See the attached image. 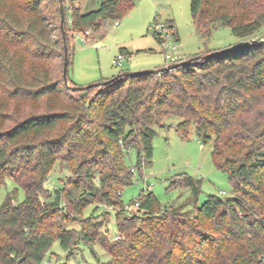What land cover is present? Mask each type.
Here are the masks:
<instances>
[{"label":"trees","instance_id":"1","mask_svg":"<svg viewBox=\"0 0 264 264\" xmlns=\"http://www.w3.org/2000/svg\"><path fill=\"white\" fill-rule=\"evenodd\" d=\"M77 1L63 0L70 58L74 32L121 19L135 4L103 0L83 12ZM190 12L203 38L225 25L242 47L77 88L63 78L58 0H0V185H16L0 204V264H41L56 239L69 253L98 243L109 254L100 264H264V0H190ZM167 116L179 119L181 138L194 128L211 142L229 194L197 205L201 180L180 173L170 187L187 188L186 202L161 205L143 190L123 205L122 189L151 157ZM129 150L133 166L124 162ZM56 163L70 174L48 187ZM18 188L25 196L14 203ZM110 211L118 238L103 229Z\"/></svg>","mask_w":264,"mask_h":264},{"label":"rangeland","instance_id":"2","mask_svg":"<svg viewBox=\"0 0 264 264\" xmlns=\"http://www.w3.org/2000/svg\"><path fill=\"white\" fill-rule=\"evenodd\" d=\"M82 3L83 12L97 8L95 0H78ZM134 6L118 20L106 22L98 29H91V35L82 41L81 32H74L70 41L72 55L68 65V76L76 84L86 86L111 78L120 71H142L158 69L166 64L162 42L176 45L180 57L189 58L205 52H213L226 47L240 45L241 39L234 35L225 25L213 28L207 39L195 30L190 12V0H134ZM79 6V5H78ZM56 7L55 3L51 5ZM89 7V8H88ZM87 9V10H86ZM70 17V11H67ZM172 19L177 32V39L170 35L171 29L166 20ZM115 21L118 23L115 24ZM158 22L164 23L169 29L161 41L154 36V26ZM89 29V28H88ZM121 47L125 55L121 65L112 64ZM0 91V96H2ZM25 107L24 109H26ZM28 110V109H27ZM176 117L167 116L164 123L167 126L155 127L152 140V155L145 159L142 170H135L132 183L125 186L121 192L123 205L137 199L144 190L152 192L161 205L179 204L186 202L190 196L187 188L170 187L171 180L180 173H187L200 179V193L197 205H200L208 195L225 196L230 193V183L227 173L218 169L211 157L212 144H203L197 138L194 128H191L188 138H181L175 131ZM136 153L129 150L124 157L128 166H133ZM69 171L56 163L52 169L48 187L59 183L57 176H69ZM16 185L11 179L0 185V204L6 194ZM221 191L225 195H221ZM24 191L18 188L13 202L24 199ZM93 205L85 209L87 215ZM130 211L134 206L130 205ZM102 210H107L103 207ZM110 221L103 229L109 237L116 235L114 212L110 211ZM109 259V254L98 244H84L79 242L72 252L64 249L58 239L54 240L45 252L41 264H100Z\"/></svg>","mask_w":264,"mask_h":264},{"label":"water","instance_id":"3","mask_svg":"<svg viewBox=\"0 0 264 264\" xmlns=\"http://www.w3.org/2000/svg\"><path fill=\"white\" fill-rule=\"evenodd\" d=\"M58 4H59V11H60V26L62 28V33H63V40H64V64H63V78H64V82L67 84L68 83V65H69V61H70V55L68 52V46H67V42H66V29L64 27V22H65V7H64V3L63 0H58ZM242 45H236V46H230V47H226L217 51H213V52H209L206 54H202L197 56L196 58H210L234 49H238L241 48ZM191 61V59H187V60H183L180 62H174V63H169L166 64L163 67H160L158 69H149V70H142V71H124L122 72V74L124 75H135V74H139V73H149V72H159V71H163L165 69H171V68H175L179 65L185 64L187 62ZM117 77V76H116ZM115 78H110L106 81H103L102 83H108L112 80H114ZM97 83H92L83 87H77V88H88L90 86L96 85Z\"/></svg>","mask_w":264,"mask_h":264},{"label":"built area","instance_id":"4","mask_svg":"<svg viewBox=\"0 0 264 264\" xmlns=\"http://www.w3.org/2000/svg\"><path fill=\"white\" fill-rule=\"evenodd\" d=\"M118 22L115 21V24H117ZM164 23L163 22H158L157 24H155L154 26V32L156 34H158L161 38L164 36V35H167L169 29H166L164 28ZM168 30V31H166ZM92 33V30L89 28V29H86L84 31H81V34H82V41L85 43L86 42V37L91 35ZM172 34V32H171ZM170 34V35H171ZM169 36V35H167ZM162 48H163V52H164V56H165V60H166V63H173L175 62L178 58H179V55L177 53H175L176 49H177V46L176 45H169L167 43H165V41L162 42ZM125 58V55L121 52H119L115 58H113L112 60V64L116 65V66H119L121 65V62L124 60ZM222 194H224L225 192L224 191H221ZM138 206V203L136 202L134 204V207ZM130 209V207L128 208ZM115 238H118L117 235L114 236Z\"/></svg>","mask_w":264,"mask_h":264},{"label":"crops","instance_id":"5","mask_svg":"<svg viewBox=\"0 0 264 264\" xmlns=\"http://www.w3.org/2000/svg\"><path fill=\"white\" fill-rule=\"evenodd\" d=\"M103 1V0H95L94 4H97V7L99 6L100 2ZM82 3H79V2H76V5H79L80 9H81V5ZM89 8V7H88ZM87 10V9H86ZM82 11V10H81ZM89 11V10H88ZM86 12V11H85ZM157 39V38H156ZM158 41V40H157ZM121 48H124V50H127L125 47H121ZM120 48V49H121ZM119 52L123 53L122 51L119 50ZM118 52V53H119ZM114 58V57H113ZM113 60V59H112ZM111 60V62H112ZM107 79V78H106ZM73 81V80H72ZM74 82V81H73Z\"/></svg>","mask_w":264,"mask_h":264}]
</instances>
